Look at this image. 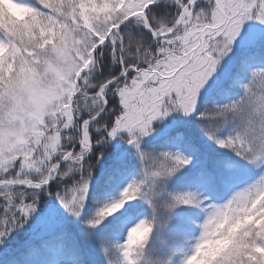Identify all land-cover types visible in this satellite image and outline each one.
<instances>
[{
  "label": "snow or ice",
  "instance_id": "obj_1",
  "mask_svg": "<svg viewBox=\"0 0 264 264\" xmlns=\"http://www.w3.org/2000/svg\"><path fill=\"white\" fill-rule=\"evenodd\" d=\"M0 264H264V0H0Z\"/></svg>",
  "mask_w": 264,
  "mask_h": 264
},
{
  "label": "trees",
  "instance_id": "obj_2",
  "mask_svg": "<svg viewBox=\"0 0 264 264\" xmlns=\"http://www.w3.org/2000/svg\"><path fill=\"white\" fill-rule=\"evenodd\" d=\"M189 239L191 238V235L188 237ZM182 249L184 250V251H187V244L185 243V244H183L182 246Z\"/></svg>",
  "mask_w": 264,
  "mask_h": 264
}]
</instances>
